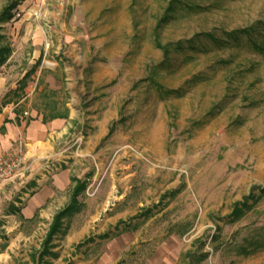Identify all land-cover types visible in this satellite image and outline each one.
Listing matches in <instances>:
<instances>
[{
  "label": "rangeland",
  "instance_id": "obj_1",
  "mask_svg": "<svg viewBox=\"0 0 264 264\" xmlns=\"http://www.w3.org/2000/svg\"><path fill=\"white\" fill-rule=\"evenodd\" d=\"M21 1L4 25L15 55L0 78L18 81L39 62L30 85L47 94L23 107L43 112L56 99L70 127L39 176L53 197L33 219L0 220V264L41 263L73 178L86 183L81 211L41 264H264V32L254 34L262 49L224 37L263 28L264 0H182L161 27L173 0ZM199 33L226 44L162 66L160 44ZM250 239L261 247L238 256Z\"/></svg>",
  "mask_w": 264,
  "mask_h": 264
},
{
  "label": "crops",
  "instance_id": "obj_2",
  "mask_svg": "<svg viewBox=\"0 0 264 264\" xmlns=\"http://www.w3.org/2000/svg\"><path fill=\"white\" fill-rule=\"evenodd\" d=\"M15 1H19L20 4L22 2L21 0ZM8 4L9 1L7 0V5ZM14 55L15 50L13 48L12 55L3 66H7ZM37 63L39 62L35 64ZM35 64L33 66H35ZM11 67H15V65ZM32 67L24 71L20 80L32 69ZM20 80L14 81L12 77L9 76L0 78V103L3 102L6 97L7 100L11 101L5 106H2V104L0 105V155L16 147L20 141H22L25 146L23 166L19 177L0 188V220L7 217L11 218L15 216V213H20L25 219H33L38 216L40 209L53 197L54 191L51 187L46 185L41 187L42 185L40 184H42V180L39 179V176L43 174L46 167L49 168L50 165H52L51 163L54 159L58 158L57 141L67 134L70 127L68 122L70 119V112L68 113V117L56 118L43 122V115L48 114V111L43 110V112H39V110L33 108L30 110L25 109L23 105L26 104L25 102L31 103L30 98L34 92H37L36 88L40 81L38 80L35 88H33L29 82L27 88L21 93V98L18 99L14 91L18 87ZM52 180L53 184H60L58 185L59 187L64 185V182L56 175L52 176ZM17 193L21 194L19 199L22 201L26 200V202L21 204L17 201L13 202L10 205V212L6 214V201L11 200ZM18 206H21V208Z\"/></svg>",
  "mask_w": 264,
  "mask_h": 264
},
{
  "label": "trees",
  "instance_id": "obj_3",
  "mask_svg": "<svg viewBox=\"0 0 264 264\" xmlns=\"http://www.w3.org/2000/svg\"><path fill=\"white\" fill-rule=\"evenodd\" d=\"M9 4L5 6L2 11L0 12V67H2L4 64L7 63L10 56L13 52L12 44L9 42V39L4 32V25L9 23L15 16L14 10L18 7L20 4L19 1L15 0H8ZM183 3L182 0H173L168 7L166 8L165 15L160 20V26H163L166 22H169L174 17L175 13L178 9L181 8V4ZM193 7V6H192ZM258 31L264 32V27L261 28L259 25H254L249 28L244 29H236L231 32L224 33V37L227 38L228 42L237 43L240 44L241 41L245 43H248L249 45L255 46L259 49H262V46L258 44L254 39V34H256ZM261 34V33H260ZM222 40L218 39L217 36L214 33H199L196 34L194 37L188 40H180L177 42H169L166 44H160L159 48L163 52L164 61L162 63V66L167 67H173L175 64L174 56L179 55L184 56L187 51L196 52V51H207V50H215V49H208V48H222L225 46ZM39 66V63L35 64V66L32 67L31 70H29L24 77L19 81L18 87L15 89L14 94L15 96L20 99L22 94L27 88L28 83L30 82L32 76L35 74L37 68ZM153 85L157 88V90H164L160 84L155 81V78H152ZM36 91L40 94H47V91L45 88L40 90V82L37 85ZM53 95H57V92L55 91ZM48 96V95H47ZM10 100L6 99L2 102V106H5L6 104L10 103ZM44 111H48V114L43 115V122H47L48 120H53L56 118H62V117H68L69 108L67 107V104L61 103L56 99L48 101L43 109ZM72 181H76V184L74 186L72 199L70 204H68L64 209H62L60 212H58L52 219V222L50 224L43 249L40 253L41 263H44L45 256H57V253L53 252L52 249L54 248L53 240L57 234H63L64 233V220L67 217H70L76 213H79L81 211V203L79 202L78 198L79 196L84 192L86 188V183L80 182L78 179L73 178ZM264 196V189L260 191V195H258V198L256 200L261 199ZM253 198V197H249ZM248 198V199H249ZM255 200V201H256ZM241 205L244 207H249L246 202L240 204L238 203L233 211V216L240 217L241 214H243L244 209L241 208ZM242 206V207H243ZM251 206V205H250ZM149 215V214H146ZM261 247V244L256 242V239H250V241H247V246H237V255H248L252 252L257 251ZM253 248V249H252ZM40 263V264H41Z\"/></svg>",
  "mask_w": 264,
  "mask_h": 264
},
{
  "label": "built area",
  "instance_id": "obj_4",
  "mask_svg": "<svg viewBox=\"0 0 264 264\" xmlns=\"http://www.w3.org/2000/svg\"><path fill=\"white\" fill-rule=\"evenodd\" d=\"M24 144L18 142L13 147L0 155V188L16 180L23 166Z\"/></svg>",
  "mask_w": 264,
  "mask_h": 264
}]
</instances>
